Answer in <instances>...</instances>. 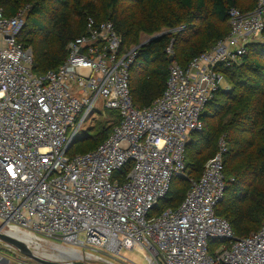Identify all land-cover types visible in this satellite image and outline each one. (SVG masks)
Segmentation results:
<instances>
[{"label":"built area","instance_id":"obj_1","mask_svg":"<svg viewBox=\"0 0 264 264\" xmlns=\"http://www.w3.org/2000/svg\"><path fill=\"white\" fill-rule=\"evenodd\" d=\"M23 12L6 17L0 8V225L87 248L105 264L117 263L102 254L122 251L140 252L145 264H264V220L239 237L215 213L226 188L225 136L198 179L185 163L190 134L204 129L201 113L223 79L218 66L237 63L264 30V0L249 12L229 8L226 36L185 66L171 61L161 96L147 107L129 91L140 45L122 49L110 21L88 17L64 62L37 75L31 48L16 39ZM99 110H116L118 123L93 150L69 155ZM175 177L188 180L183 200L151 215ZM214 241L221 244L211 250ZM30 261L0 255V264Z\"/></svg>","mask_w":264,"mask_h":264},{"label":"trees","instance_id":"obj_2","mask_svg":"<svg viewBox=\"0 0 264 264\" xmlns=\"http://www.w3.org/2000/svg\"><path fill=\"white\" fill-rule=\"evenodd\" d=\"M257 2L0 0V8L6 17L15 16L19 10H27V21L23 22L16 39L23 47L31 48L32 71L37 75L64 62L67 44L85 33L88 17L96 22L110 21L125 50L131 45L138 46L142 33L163 32L138 46L128 68L133 104L147 107L161 96L165 88L170 64L166 52L168 47H171L173 60L185 66L193 56L228 34L229 8L249 12ZM217 70L225 75L232 87L222 103L218 96L219 88L205 105L201 113L204 129L207 120L218 116L205 131L190 134L185 147L186 174L195 180L200 177L204 163L216 152L217 141L224 135L227 142L223 161L226 188L215 213L225 218L234 233L241 237L258 230L264 220V40H252L237 63L228 66L220 64ZM107 116L112 123L105 127L104 123L108 121L103 119ZM101 117L103 119L92 128L96 131L91 137L93 143L84 152L103 142L119 121L116 110H109L108 114L105 110V116ZM202 132L203 135L200 134ZM194 134L197 141L193 139ZM196 142L202 145V149L190 150ZM128 169L125 168L123 174ZM188 184L185 178L176 186L171 184L168 194L156 207L157 213L167 207L176 208L183 200Z\"/></svg>","mask_w":264,"mask_h":264},{"label":"rangeland","instance_id":"obj_3","mask_svg":"<svg viewBox=\"0 0 264 264\" xmlns=\"http://www.w3.org/2000/svg\"><path fill=\"white\" fill-rule=\"evenodd\" d=\"M22 18H23V22L25 23L27 21V10L26 9L23 12ZM160 33H163V32H160ZM160 33H158V34L142 33V34H140L139 42H140V44H146L150 40V38H152L153 36L156 38ZM257 39L258 40H264V33H260L258 35ZM131 47H133V46L131 45ZM231 87H232L231 84L226 80L225 75H224L223 79L221 81V84L219 87L220 90L218 93V96H219L221 103L225 99V94L231 89ZM106 112L108 114L109 111L106 110ZM97 115H98L97 119L94 120V122L90 126V128L89 127L84 128L79 132V136L76 138L75 142L73 143V145L69 151V155L82 153L91 147V145L93 143V139H91V137L96 133V131L92 128L94 127V125L97 121H100L101 119H103L101 117L102 116V110H99L97 112ZM217 116H215V118ZM108 117L109 116H107L103 119L104 121H108V122L104 123L105 127H108L110 125V122L112 123V121H109L110 118H108ZM215 118H212V120L211 119L207 120V122L205 124L204 131L207 129V125H212L210 123H213L215 121ZM200 134L203 135V132ZM193 139H194V141H197V135L196 134H194ZM192 149L193 150L202 149V145H200L196 142V144L190 148V150H192ZM182 179H184V178L175 177L172 181L173 186H176L180 181H182ZM156 212H157V209L152 210L151 215L156 214ZM1 233L22 241L25 245L31 247V249L34 252L46 254L48 256V257H44V258H48V259L57 258L59 260H67V261H72V262L73 261H78V262L80 261V262H84V263H88V264H105V263L99 262L97 260L92 261L90 259V258H92L90 256L92 251H89L87 248H84V247L75 246L74 248H70V245L63 244L64 246H69V248H65V247H62V246L57 245L55 243H52L50 241H48V242H46L45 240L43 241L42 239L36 238L33 235H31L27 232H23L17 228H11V227L7 228V227L3 226L1 229ZM6 242L7 241H4L2 238H0V255L4 256L5 258L14 259V260H21V259L28 258L26 255H24L22 252H20L16 246L10 245V244H8V242L7 243ZM220 244H221L220 241H214L211 243L210 249L214 250ZM96 253L100 254L99 252H96ZM35 255H37V254H35ZM102 255L105 256V258L108 261L113 262V263H117V264H126L125 262L120 260V259H122L121 257H125V258H127V259H129V260H131L137 264H145L146 263V259L138 251H122L119 254V256H116L115 258L111 254H102ZM40 257H43V256H40ZM30 262L32 264H35L33 261H30Z\"/></svg>","mask_w":264,"mask_h":264},{"label":"water","instance_id":"obj_4","mask_svg":"<svg viewBox=\"0 0 264 264\" xmlns=\"http://www.w3.org/2000/svg\"><path fill=\"white\" fill-rule=\"evenodd\" d=\"M155 37L153 36L151 39H154ZM140 46L143 44H139ZM169 61H173V56L169 55L168 57ZM0 238H2L4 241H7L8 243H11L12 245L16 246L20 252H22L24 255H26L29 259L34 261L37 264H88L84 262H78V261H67V260H59V259H48L44 257H40L38 255H35L32 253L29 248L20 240L12 238L8 235H4L0 233ZM1 262H7V259H3Z\"/></svg>","mask_w":264,"mask_h":264},{"label":"bare ground","instance_id":"obj_5","mask_svg":"<svg viewBox=\"0 0 264 264\" xmlns=\"http://www.w3.org/2000/svg\"><path fill=\"white\" fill-rule=\"evenodd\" d=\"M2 227L3 226H1L0 225V233H1V229H2ZM21 231H23V230H21ZM23 232H27V231H23ZM27 233H29V234H31V235H33L32 233H30V232H27ZM1 234H3V233H1ZM5 235V234H4ZM34 236V235H33ZM44 241V240H43ZM47 242V241H46ZM7 243V242H6ZM8 244H10V245H12L11 243H8ZM27 246V245H26ZM60 246H62V247H65V248H69V246H64V245H60ZM33 253H35V254H37V255H39V256H43V257H48L46 254H42V253H38V252H34L32 249H31V247H29V246H27ZM70 248H72V247H70ZM50 258V257H49ZM55 259H57V258H55Z\"/></svg>","mask_w":264,"mask_h":264},{"label":"crops","instance_id":"obj_6","mask_svg":"<svg viewBox=\"0 0 264 264\" xmlns=\"http://www.w3.org/2000/svg\"><path fill=\"white\" fill-rule=\"evenodd\" d=\"M257 38H255V40H256ZM254 40V39H253Z\"/></svg>","mask_w":264,"mask_h":264}]
</instances>
